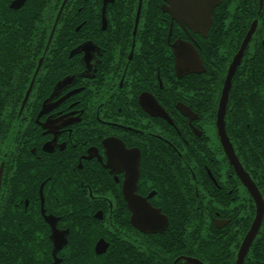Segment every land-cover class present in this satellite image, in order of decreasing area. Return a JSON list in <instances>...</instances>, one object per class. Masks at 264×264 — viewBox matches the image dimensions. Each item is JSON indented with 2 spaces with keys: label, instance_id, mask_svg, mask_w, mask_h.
I'll return each mask as SVG.
<instances>
[{
  "label": "flooded vegetation",
  "instance_id": "af4514ba",
  "mask_svg": "<svg viewBox=\"0 0 264 264\" xmlns=\"http://www.w3.org/2000/svg\"><path fill=\"white\" fill-rule=\"evenodd\" d=\"M222 1L200 24L165 0H0V264H261L264 0H240V43L256 25L223 116L261 199L255 231L256 202L216 126L240 43L217 101L193 83L212 64L202 54L215 47ZM176 43L187 46L182 75ZM184 211L195 215V254L184 253L182 219L170 222Z\"/></svg>",
  "mask_w": 264,
  "mask_h": 264
},
{
  "label": "trees",
  "instance_id": "16d2710c",
  "mask_svg": "<svg viewBox=\"0 0 264 264\" xmlns=\"http://www.w3.org/2000/svg\"><path fill=\"white\" fill-rule=\"evenodd\" d=\"M231 0H223L222 3L215 9L214 11V17L215 22L213 27L214 32V42L215 47L210 49L208 53L202 54V56L206 59L212 60V64L207 67V70L205 73L199 75L196 79V83L198 89L197 91L200 92L201 89H204L205 92H208V87L210 86L211 91L210 93L214 94L215 101L218 100L220 87L222 85V81L225 75L226 71V63L229 59L230 53L233 51L232 48L237 47L239 45L242 32H243V24H241V16H244L245 10L244 5L240 0H236L234 3V10L232 11V16L230 22L226 26H222L220 23L223 21V16L228 14V10L226 8V3L230 2ZM255 9V7H254ZM253 13L256 14L254 11ZM207 39H204L206 41ZM243 64L238 67L237 74L233 81V88H236V78L240 76V71L242 69ZM192 83V85H193ZM233 90V89H232ZM232 92V91H231ZM208 115L212 116V113H208ZM260 136L264 137V134H261ZM256 148L252 149L253 151V159L257 160V155L255 154ZM261 151V150H260ZM262 154H264V151H261ZM176 216L182 219L183 224V235H184V242H185V248L184 253H194L193 249L187 248L186 245H191L193 243V240L196 238V233L193 230V226L195 223V215L191 213V211H184L181 215L170 213V222H175ZM264 249V248H262ZM195 254V253H194ZM264 258V257H263ZM262 258L261 264H264V259ZM93 257H88V261L86 264H96L94 263ZM68 264V262H65ZM72 264H79L77 262ZM250 264H257L255 262H252Z\"/></svg>",
  "mask_w": 264,
  "mask_h": 264
},
{
  "label": "water",
  "instance_id": "95a60500",
  "mask_svg": "<svg viewBox=\"0 0 264 264\" xmlns=\"http://www.w3.org/2000/svg\"><path fill=\"white\" fill-rule=\"evenodd\" d=\"M165 1H167L170 4V6L172 8L170 13L173 16L181 14V8H184V7L191 8L192 13L194 14V22L200 23V24H203L204 22L206 23V20L210 21V14L213 10V7L219 3V0H165ZM255 25H256V21H253V23L251 24L250 28L248 29L246 35L242 39L240 46H239V49L235 53V55L233 56V59H232L230 65L227 69V73H226L225 78H224L221 96H220V100H219V106H218V110H217V114H216V116H217L216 126H217V130H218L217 131L218 136L220 138V143L223 146L225 154L228 157L230 163L235 167L237 173L241 177L244 184L247 186L248 190L250 191L251 195L253 196V198L256 202V208H257L256 209V219H255L254 223H252V225H251V228H250L251 231L256 230L258 224L255 225V222L258 223V221L261 219V214H262L261 213L262 212L261 199H260V196H259L257 189L254 186L253 182H251L248 175L243 172L239 162L237 161V158L235 157V155L233 153V149L231 148V146L227 140V137H226L224 130H223V116H224L225 105H226V100H227V93H228V90H229L230 84H231V78L234 74L236 67L238 66V64L240 62L243 51H244V49H245V47L249 41V38H250L254 28H255ZM173 46L175 48V51H174L175 67H176V71H177L178 75H182L184 73L190 72V71H187L188 70L187 69L188 63H187V59H186L187 54H185L184 52L181 51L183 48H185L187 46L184 44H180V43H176ZM193 57H194V59L197 60L196 63L198 65H200L198 55L194 54ZM182 72H184V73H182ZM180 108H181V106H180ZM182 112L184 115H187L189 110L187 108H183ZM149 215L152 218V222H151L152 224H155V222L159 223L160 221H163V223H162L163 226L166 225V218L164 216H160L156 212H149L148 216ZM137 221H141V222H136V224H137L138 228L142 229V225H139L138 223H144V218L139 213H137ZM152 230H153V228H152ZM245 243H246V240H244L242 243V246L244 248H246V246H247ZM240 257H242V256H240ZM189 262L192 263V261H189ZM192 264H194V263H192Z\"/></svg>",
  "mask_w": 264,
  "mask_h": 264
}]
</instances>
